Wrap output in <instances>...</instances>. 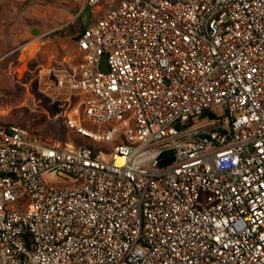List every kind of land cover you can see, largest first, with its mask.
<instances>
[{
	"label": "built area",
	"instance_id": "built-area-1",
	"mask_svg": "<svg viewBox=\"0 0 264 264\" xmlns=\"http://www.w3.org/2000/svg\"><path fill=\"white\" fill-rule=\"evenodd\" d=\"M73 1L82 141L0 119V264H264V0Z\"/></svg>",
	"mask_w": 264,
	"mask_h": 264
},
{
	"label": "rangeland",
	"instance_id": "rangeland-1",
	"mask_svg": "<svg viewBox=\"0 0 264 264\" xmlns=\"http://www.w3.org/2000/svg\"><path fill=\"white\" fill-rule=\"evenodd\" d=\"M107 8L85 7L79 14L82 7L73 0H0V117L22 122L45 140L74 139L61 115L66 106L47 95L42 73L78 65L80 31Z\"/></svg>",
	"mask_w": 264,
	"mask_h": 264
},
{
	"label": "trees",
	"instance_id": "trees-1",
	"mask_svg": "<svg viewBox=\"0 0 264 264\" xmlns=\"http://www.w3.org/2000/svg\"><path fill=\"white\" fill-rule=\"evenodd\" d=\"M83 29H84V28H83ZM83 29H82V30H83ZM82 30H81V31H82ZM77 38L79 39V35H78ZM0 119H2L4 122H17V123H20L21 125H23V126L27 127L28 129H30L27 125L23 124L22 122L12 121V120H7V119H4V118H2V117H0ZM71 133L74 135V139H70V140H72V141L75 142L76 144H80L81 141H82V139H79V136H78L76 133H73V132H71ZM85 141H88V140L85 139ZM164 158H165V156H164ZM161 163H165V160H164V161L162 160Z\"/></svg>",
	"mask_w": 264,
	"mask_h": 264
},
{
	"label": "water",
	"instance_id": "water-1",
	"mask_svg": "<svg viewBox=\"0 0 264 264\" xmlns=\"http://www.w3.org/2000/svg\"><path fill=\"white\" fill-rule=\"evenodd\" d=\"M105 60H106V59H105ZM104 66H105V67H104V69H105V68H106V62L104 63Z\"/></svg>",
	"mask_w": 264,
	"mask_h": 264
},
{
	"label": "bare ground",
	"instance_id": "bare-ground-1",
	"mask_svg": "<svg viewBox=\"0 0 264 264\" xmlns=\"http://www.w3.org/2000/svg\"><path fill=\"white\" fill-rule=\"evenodd\" d=\"M37 49V48H36ZM39 49V48H38Z\"/></svg>",
	"mask_w": 264,
	"mask_h": 264
}]
</instances>
